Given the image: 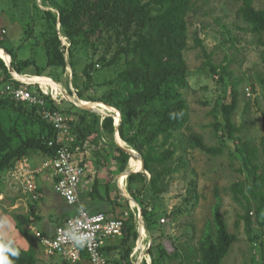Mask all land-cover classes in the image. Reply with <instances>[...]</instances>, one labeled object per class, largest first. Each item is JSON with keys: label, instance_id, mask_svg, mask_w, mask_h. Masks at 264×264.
I'll return each instance as SVG.
<instances>
[{"label": "trees", "instance_id": "trees-1", "mask_svg": "<svg viewBox=\"0 0 264 264\" xmlns=\"http://www.w3.org/2000/svg\"><path fill=\"white\" fill-rule=\"evenodd\" d=\"M20 2L25 13L33 8L36 16L27 21L26 38L38 35L45 47L47 65L40 67L34 58L21 57L16 47L6 45L0 38V51L2 55L9 54L13 70L21 75H47L60 82L62 74L70 67L77 97L116 108L121 121L117 127L113 112L102 115L67 99L56 102L43 94L38 84L34 88V84L16 80V75L13 76L11 68L0 56V176L7 174L23 157L37 153L49 157L56 152V146H50L49 142L56 139L57 131L42 118V106L17 100L4 91L7 85L14 88L26 86L43 95L46 108L67 115L68 126L75 137L74 149L82 150L85 144H90L94 156H104L103 152H106L105 158L117 163V171L126 172L130 155L115 141L118 129L126 147L140 154L145 170L128 175L127 189L141 207L145 227L151 233L161 224L155 200L168 191V179L177 172L179 165L187 162L182 155L176 166L177 153L191 147L218 156L225 153L228 142L232 141L235 150L230 152L231 159L238 153L249 173L247 179L232 185L233 198L244 209L240 218L246 223L250 235L253 233L254 213L260 232H263L264 155L258 145L243 140L239 134L241 127L235 122L239 106L237 90L231 91L230 101L218 99L213 109V126L219 145L206 143L204 136L190 126L191 110L183 93L190 85L184 53L189 47V16L196 10L198 0H41L43 7L37 0H12L14 10ZM237 13L263 43L264 10L255 8L254 0H241ZM62 38L68 41V47ZM195 43L202 48L204 67L219 75L223 82L228 73L227 66L214 63L202 38L196 37ZM97 65L115 69L116 76L96 82L94 72L98 70ZM47 68L50 71L47 72ZM69 91L73 95L71 88ZM262 129L264 132V116ZM182 142L185 146L180 144ZM239 170L243 171L242 168ZM92 185V200L84 199V207L93 212H105L103 205H109L111 214H108L124 221L122 234L107 238L103 246L109 263L134 264L132 253L139 229L134 212L130 211L129 199L120 196L117 184L112 185L107 178L106 181L96 178ZM114 190L119 192L118 195L113 196ZM196 195V183L192 180L186 205L192 201V207H195ZM122 200L129 210L127 215L126 211L116 212L117 206H125ZM253 201L257 202L255 211L252 210ZM177 211L180 210H174L173 214ZM14 216L20 229L30 219L24 214ZM215 225V236L208 232L201 242L199 258L191 246H188V252L175 247L170 253L162 242L153 240L149 248L151 264H171L174 258H180L183 264H189L193 258L197 264H222L237 237L229 231L218 211ZM0 238L3 237L0 235ZM251 238L254 242L259 236ZM16 246L21 252L13 264H41L36 248Z\"/></svg>", "mask_w": 264, "mask_h": 264}, {"label": "rangeland", "instance_id": "rangeland-1", "mask_svg": "<svg viewBox=\"0 0 264 264\" xmlns=\"http://www.w3.org/2000/svg\"><path fill=\"white\" fill-rule=\"evenodd\" d=\"M37 2L41 5V0H37ZM18 6L14 10L12 0H0V38L5 40L6 45L16 47L21 57L34 58L40 67H46L47 55L41 39L37 34L29 39L26 38L25 26H27V21L33 20V17L36 16L33 8H31V12L25 13L21 2ZM240 6L241 0H198L196 10L189 16V47L184 55L188 64L190 85L184 89L183 93L191 110V128L202 134L206 143L219 145L220 140L215 134L213 126L215 122L213 109L218 99L223 98V101H230L231 91L237 90L239 106L235 112V122L241 127L239 134L243 140L248 139L258 145L264 155V132L262 129L264 116V35L263 43L259 42L258 37L250 31L249 25L238 15L237 11ZM254 6L264 10V0H254ZM196 37L202 38L207 51L212 53L215 64L227 66L228 73H226L223 82L219 75L212 74L209 68L204 67L205 58L202 48L195 43ZM1 56L7 60L10 58L4 53ZM97 68L98 70L94 72V75L98 83L108 77L113 78L117 74L113 68H101L99 65ZM46 71H50V68H47ZM71 72V68L68 67L62 74L60 82H56L47 75L32 77L22 75L23 78L20 80L28 81V83L34 82L31 84H34L33 87L35 88L37 87L36 78L48 79L65 93L67 97L65 99L76 101L77 95L74 94L76 89L72 85ZM13 74L18 77L21 75L17 72ZM39 82L43 83L42 81ZM69 88L73 90V95L70 94ZM81 102L93 105L95 111L102 115H109L110 112H113L114 120L115 116L121 120V114L116 108L113 109L112 107L111 110L108 109V105L107 107L98 102L83 100ZM184 132L187 133V130L185 129ZM118 140L126 147L120 138ZM180 144L185 146L183 142ZM81 149L82 155L78 156L77 160L84 162L86 167V174L81 186L82 201L84 199L89 201L87 191L91 189L90 186L96 178L101 181H106L107 178L112 182V185L116 183L121 193L120 196L129 199L130 211L134 212L139 229V238L132 253L134 264H144V261L146 264H151L149 248L153 240L162 242L170 253L175 251V247L188 252V246H191L196 251V258H199V247L204 237L208 232H212L215 236V214L217 211L226 221L229 231L237 237L222 264H264V230L260 232L253 212V233L250 235L246 223L240 218V215L244 214V209L240 203L234 200L231 191L235 182L245 180L249 176L243 159L238 153L235 154L236 157L233 160L231 159L230 152L235 150L232 141L228 142L225 153L218 156H212L191 147L185 151L181 149L177 153L176 166H178L179 158L182 155L187 162L185 165H179L177 172L168 179V191L155 200L161 224L152 233L145 227L141 207L128 192V176L123 177V173L126 172L119 173L116 169L117 163L112 159L107 160L105 158L106 152H103L104 156L97 157L94 156V148L90 144H85ZM137 155L140 157L139 153ZM135 159L138 158H130L128 170L141 169V166H137ZM240 168L243 171H240ZM0 179L2 180L0 181L2 189L0 206L7 212L13 211L14 215L23 213L25 207L11 208V199L18 196L20 199L21 190L15 184L9 183L6 174L0 176ZM192 180L195 181L197 188L196 197L198 198L195 207H192V201H189L187 205L185 201ZM118 193L114 190L113 196L118 195ZM124 201L122 200V203L125 206H117L116 212L126 211L125 215H127L129 210L126 209V202ZM256 203L253 201V211H255ZM103 209L106 213H110L111 206L103 205ZM176 209L180 211L174 215L173 211ZM165 211L167 214L164 213ZM35 223L37 224V222ZM141 228L145 229L144 233L141 232ZM254 235L259 236V238L253 242L251 237ZM37 244L38 241L34 246L39 248L38 258L41 264H91L86 258L73 263L66 261L59 255L49 256L45 250L42 252L41 246ZM196 258H193L189 264H197ZM180 260V258H174L170 263L183 264Z\"/></svg>", "mask_w": 264, "mask_h": 264}, {"label": "built area", "instance_id": "built-area-1", "mask_svg": "<svg viewBox=\"0 0 264 264\" xmlns=\"http://www.w3.org/2000/svg\"><path fill=\"white\" fill-rule=\"evenodd\" d=\"M62 39L64 45L68 47L70 44L66 38ZM14 78L24 82L15 76ZM35 83L39 85L43 94L51 96L56 102L67 98L65 93L52 83L44 84L39 81H35ZM5 91L12 94L17 100L42 106V118L51 123L57 131L56 139L49 142L50 146H56L55 154L46 157L39 167H33L28 157L21 158L15 167L6 174L9 183L15 184L23 193L31 194L33 199L38 200L41 193L37 177L43 171L49 170L54 179L55 191L69 205L78 206V210L74 215L56 226L53 236L40 231L35 232L45 252L49 256L59 255L66 261L73 263L86 258L91 264H110L103 246L106 244L107 238L122 234L124 221L114 218L106 212H91L81 206V186L86 174V167L83 164L84 162L77 160L78 156L82 155V150L74 149L72 146L75 137L68 126L67 115L57 109L46 108V100L43 95L32 91L26 86L14 88L12 85H7ZM74 94L77 95L76 90ZM75 100L72 101H80L78 97ZM74 223L79 225L81 232L88 234L90 237L83 248L75 246L66 235L68 226Z\"/></svg>", "mask_w": 264, "mask_h": 264}, {"label": "crops", "instance_id": "crops-1", "mask_svg": "<svg viewBox=\"0 0 264 264\" xmlns=\"http://www.w3.org/2000/svg\"><path fill=\"white\" fill-rule=\"evenodd\" d=\"M45 158L46 157L39 155L38 153L28 157L33 167H39L44 162ZM37 181L41 193L38 200L33 199L31 194H25L22 191V193L20 192V199V196L11 199V208L16 209L21 206L25 207L23 213L17 215H28L30 218L29 222L20 229L13 211L7 212L6 209L0 206V222H7L6 227L0 228V235L2 237H10L14 239L16 245L24 249H29L30 247L36 248L39 253V248L34 246L35 243L38 241L37 245L41 246L42 252L44 251V248L36 237L35 232L40 231L49 236H53L56 226L63 223L68 217L74 215L78 210V206L69 205L55 191L54 179L49 170L40 173L37 177ZM92 186H90L91 189L87 191L89 201L92 200ZM1 195L2 193L0 196ZM81 206L84 207L82 198ZM89 211L93 212L92 210ZM35 222H37V224ZM25 232H27V234ZM141 232L144 233L145 229L141 228Z\"/></svg>", "mask_w": 264, "mask_h": 264}, {"label": "clouds", "instance_id": "clouds-1", "mask_svg": "<svg viewBox=\"0 0 264 264\" xmlns=\"http://www.w3.org/2000/svg\"><path fill=\"white\" fill-rule=\"evenodd\" d=\"M118 123L115 122L116 125ZM6 225V221L0 222V228L6 227ZM66 235L75 246L80 248L85 247L90 238L88 234L81 232L79 225L75 223L68 226ZM20 252L21 250L16 246L14 239L10 237L0 238V264H13L14 259L20 256Z\"/></svg>", "mask_w": 264, "mask_h": 264}, {"label": "water", "instance_id": "water-1", "mask_svg": "<svg viewBox=\"0 0 264 264\" xmlns=\"http://www.w3.org/2000/svg\"><path fill=\"white\" fill-rule=\"evenodd\" d=\"M6 53V52H5ZM6 55L7 56H9V54L8 53H6ZM1 56V55H0ZM5 61H6V63H7V65L11 68V72L12 73H15V71L13 70V68L11 67V57L7 60L6 58H4L3 56H1ZM80 100V99H79ZM78 106H80V107H83V108H87V109H90V110H93V111H95V109H94V106L93 105H88V104H84V103H82L81 102V100L80 101H77V102H75ZM106 105V104H105ZM107 106V105H106ZM120 123V122H119ZM119 123L117 124V127L119 126ZM118 138H120V135H119V132H118V129H117V131H116V142H117V144L125 151V152H127L129 155H130V158H132V157H135V158H140L141 159V161H142V167H141V169H139V170H133V169H129V170H127L126 172H127V176L129 175V174H131V173H135V172H138V171H144L145 169H144V161H143V158L140 156V157H138V153H136L133 149V151H131L130 150V148H127V147H125L124 145H122L121 143H120V141L118 140ZM121 139V138H120Z\"/></svg>", "mask_w": 264, "mask_h": 264}, {"label": "bare ground", "instance_id": "bare-ground-1", "mask_svg": "<svg viewBox=\"0 0 264 264\" xmlns=\"http://www.w3.org/2000/svg\"><path fill=\"white\" fill-rule=\"evenodd\" d=\"M2 55V54H1ZM32 77V76H31ZM16 78H18V79H22L23 77H22V75H20L19 77L18 76H16ZM36 80L38 81H42L44 84H47V83H52L53 85H54V82H52V81H50V80H48V79H45V78H42V77H38V78H36ZM35 80V81H36ZM99 105V104H98ZM102 105H104V104H102ZM108 107V106H107ZM108 109H111L110 107L108 108ZM112 110V109H111ZM115 119H116V123H118L119 122V120H120V118L119 117H116L115 116ZM131 151H133L132 149H130ZM135 161H136V164H137V166H141V164H142V161H141V159H135ZM127 176V172L126 173H123V177H126Z\"/></svg>", "mask_w": 264, "mask_h": 264}]
</instances>
